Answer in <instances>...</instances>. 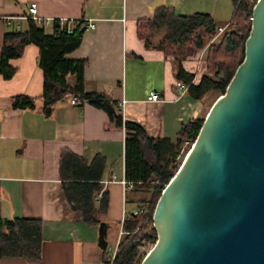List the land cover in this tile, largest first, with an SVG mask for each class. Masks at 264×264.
I'll use <instances>...</instances> for the list:
<instances>
[{"label":"crops","instance_id":"1","mask_svg":"<svg viewBox=\"0 0 264 264\" xmlns=\"http://www.w3.org/2000/svg\"><path fill=\"white\" fill-rule=\"evenodd\" d=\"M31 3L42 20L94 25L66 57L86 61L85 92L115 100L123 120L140 124L147 137L174 142L183 124L204 115L205 102L192 97L188 87L183 94L176 90V57L146 47L137 22L166 6L180 15L209 14L216 27L225 26L234 13L233 0H0V49L5 33L26 29ZM38 54L35 44L25 45L22 55L10 60L14 74L8 79L0 75V218L39 219L41 256L36 262L2 257L0 264H108V247L119 246L127 216L138 209L134 184L125 178V130L86 101L72 104L74 96L45 115ZM195 59L181 61L194 74L193 83L201 77L194 71ZM151 92L161 99L149 100ZM17 95L33 98L34 107L14 106ZM98 155L104 165L100 188L92 195L94 223H87L73 207L75 201H69L68 184L83 180L84 168Z\"/></svg>","mask_w":264,"mask_h":264},{"label":"trees","instance_id":"2","mask_svg":"<svg viewBox=\"0 0 264 264\" xmlns=\"http://www.w3.org/2000/svg\"><path fill=\"white\" fill-rule=\"evenodd\" d=\"M256 1L233 0V16L217 40H214L217 27L209 14L180 15L166 6L160 7L149 19L138 20L137 35L146 47L156 48L166 56H176L177 60L173 62L175 78L187 85V92L192 97L205 102L213 91L224 93L242 62ZM85 24L84 21L73 22L67 31L66 23L61 25L59 20H53L51 31L48 32L44 21L28 18L25 30L7 32L3 36L0 75L5 79L10 78L15 72L10 60L20 57L25 45L35 44L39 49L37 65L44 78L41 100L45 115L48 116L60 100L75 96L80 101L104 110L110 120L124 128L125 178L134 184V191L141 196L138 198L136 213L128 215L124 222L126 233L117 248L113 264H140L146 254H140L141 248L150 242L154 244L157 239L152 218L163 184H167L177 171L175 159L185 142L194 141L204 117L183 124L174 142L149 138L140 124L123 120L115 100H110L103 93L85 92L83 72L86 61L66 57V54L79 46ZM201 48H206L208 71L197 83H193L194 74L185 71L181 61ZM13 100L16 107H34V99L26 95H17ZM73 161L79 163L77 159L68 158L69 163L73 164ZM103 165V157L96 156L89 167L84 168L83 180L68 184L69 201H75L73 207L81 211L87 223H94L92 195L100 188L97 179ZM105 195L102 197L104 204ZM41 242L39 219L0 218V258L17 257L36 262L41 256Z\"/></svg>","mask_w":264,"mask_h":264},{"label":"water","instance_id":"3","mask_svg":"<svg viewBox=\"0 0 264 264\" xmlns=\"http://www.w3.org/2000/svg\"><path fill=\"white\" fill-rule=\"evenodd\" d=\"M152 219L157 239L140 264H264V0Z\"/></svg>","mask_w":264,"mask_h":264},{"label":"rangeland","instance_id":"4","mask_svg":"<svg viewBox=\"0 0 264 264\" xmlns=\"http://www.w3.org/2000/svg\"><path fill=\"white\" fill-rule=\"evenodd\" d=\"M216 38L214 40H217L219 38V35L216 34L215 36ZM198 51H199V54H198ZM201 54L202 57H201ZM195 55V56H194ZM171 57H176L174 55H169ZM200 56V58H199ZM194 57L196 58L194 60V71L197 72L196 74H198L199 76H202L203 74L207 73L208 69H207V64H206V48L204 49H196L191 55H188L187 57H185L184 59H194ZM183 59V60H184ZM220 92L218 91H213L210 93V95L207 97V99L205 100V110H204V115L202 117H205L206 113L208 112L209 108L211 107V105L213 104V102L220 96ZM192 145V142L191 140L188 141V142H185L182 147H181V150L179 151V154L177 156V158L175 159V162H174V165L176 166H180V164L182 163L186 153L189 151L190 147ZM138 196H141L140 193H137ZM154 244L152 242L150 243H147L144 247L141 248V253L140 254H145L147 253L151 247L153 246Z\"/></svg>","mask_w":264,"mask_h":264},{"label":"built area","instance_id":"5","mask_svg":"<svg viewBox=\"0 0 264 264\" xmlns=\"http://www.w3.org/2000/svg\"><path fill=\"white\" fill-rule=\"evenodd\" d=\"M27 18H31V19L36 20V21H44L45 25L50 24L51 21H52L50 19H44V20H42V19H40L38 17V15H37V6H36L35 3H31L29 5V12H28ZM58 20L61 22V25L63 23H66L67 24L66 30L67 31L70 30V28H71L70 26H71V23H72L71 21H69V20H63V19H58ZM227 26L228 25L218 26L216 28V34L217 35L221 34L225 30V28ZM92 28H94V25L93 24H91L89 22L85 24V30L92 29ZM175 86H176V90H177V92L179 94H183L185 92L186 88H187V86L185 84H183L181 81H176ZM147 98L149 100H154V101L161 99L160 95L158 93H156V92H151L148 95ZM78 101H79V99L77 97H75V96L72 97V99H71V103L72 104L77 103ZM163 185H164V187L166 186V184H163ZM129 186H131V184ZM117 248H118V245H116L115 247H108V253H107V255H108V264H113L114 259H115V256H116V253H117Z\"/></svg>","mask_w":264,"mask_h":264}]
</instances>
